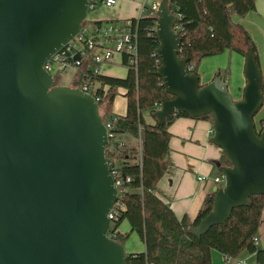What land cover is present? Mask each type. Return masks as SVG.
Wrapping results in <instances>:
<instances>
[{"label":"water","instance_id":"obj_1","mask_svg":"<svg viewBox=\"0 0 264 264\" xmlns=\"http://www.w3.org/2000/svg\"><path fill=\"white\" fill-rule=\"evenodd\" d=\"M88 8L89 0H0V264H128L126 247L109 235L118 189L100 103L80 88L82 74L58 85L44 68L80 32ZM177 23L170 0H161L157 75L171 98L153 116L162 125L178 111L211 115L210 142L231 163L221 168L213 209L190 228L200 238L264 195V127L255 123L263 74L252 46L241 98L220 73L201 84L179 56Z\"/></svg>","mask_w":264,"mask_h":264},{"label":"trees","instance_id":"obj_2","mask_svg":"<svg viewBox=\"0 0 264 264\" xmlns=\"http://www.w3.org/2000/svg\"><path fill=\"white\" fill-rule=\"evenodd\" d=\"M256 1L170 0L171 11L178 16L176 31L182 36L179 56L194 64L192 72L198 73V63L204 57L227 50L245 57L252 46L259 64L254 40L245 25L237 20L253 12ZM131 20L137 29V63L130 65L129 56H123L126 76H108L93 69L84 71V77L92 83L109 87L108 95L100 101V111L103 108L102 118L110 125L115 139L110 140L105 156L110 171L116 168L119 177L130 178L129 182L124 181L127 190L114 206L115 219L110 229V232L117 230L127 221L130 232L123 235L115 231L112 237L124 244L134 232L144 242L143 251L128 252V264H210L213 251L231 258L238 257L243 251L256 253L258 264H264V251L254 240L262 221L264 195L252 196L249 205L235 208L225 224L212 226L200 238L194 236L190 228L197 227L213 209L216 191L206 196L193 220L188 216L179 218L170 204L157 195L158 182L169 165L166 160L170 149L169 127L176 119L190 116L178 111L168 116L162 125L145 121L143 113L153 115L161 102L170 99L171 95L157 75L160 62L155 54L159 46L155 35L156 18L144 14ZM116 21L120 20L92 22L100 25ZM217 73L222 74L221 70ZM53 77L59 84L60 75ZM120 88L124 89L122 95L127 100L125 114H116L111 108ZM262 91L264 94V83ZM258 114L255 123L261 130L264 115L257 118ZM203 118L213 123L211 115ZM229 165L230 161L222 152L215 161L218 176L222 175L221 168Z\"/></svg>","mask_w":264,"mask_h":264},{"label":"crops","instance_id":"obj_3","mask_svg":"<svg viewBox=\"0 0 264 264\" xmlns=\"http://www.w3.org/2000/svg\"><path fill=\"white\" fill-rule=\"evenodd\" d=\"M143 1L144 0H116L113 6L101 4L100 7L98 6L99 9L92 21H124L131 18H138L140 16ZM146 1L148 4H159L161 0ZM237 20L243 25L249 23L257 27L258 30L263 33L262 36L264 37V0H257L256 9L245 17H240V19L238 17ZM254 43L257 48L264 83V45L262 46L258 40H255ZM230 53L231 57H234L232 56L234 52L230 51ZM120 60L121 59L118 58L115 61L120 62ZM115 61L109 62L108 64L115 63ZM240 64H242L240 71L241 76H239L236 84H238L241 91L244 88H242V86L246 84L245 78L243 80L244 60L243 62L240 61ZM103 67L105 68L104 70H108V66L105 63L100 66V73L113 77L121 76L114 73H103V71H101ZM72 69V78L74 82L77 79L79 71L75 68ZM230 74L231 73L228 72V78H230ZM225 79L228 82L227 78ZM125 101V107L119 106L113 109V106H111L112 111L116 114H125L127 110L126 98ZM150 117L155 121L153 119L150 121V119L144 118L145 121L147 123H155L156 119L152 114ZM169 132L171 133L170 149L166 157L169 165L164 176L158 182L156 193L165 202L170 204L179 218L188 216L193 220L201 209L206 196L218 187V184L214 181V178L218 176L215 168V161L221 157L222 150L210 142V138L213 135V123L210 120L204 118L180 117L170 125ZM118 231L123 234L130 232L129 223L124 221L118 228ZM257 238L258 248L264 251V210ZM124 246L128 252L143 251L145 249L144 242L134 232L130 233ZM226 258L227 257L222 254L221 256L214 254L213 251L210 264H224L223 262H225V264H231L232 260L233 262L236 261V264L240 262H243V264H258L256 253H250L248 251H243L238 257L235 259L232 258L229 262H227Z\"/></svg>","mask_w":264,"mask_h":264},{"label":"built area","instance_id":"obj_4","mask_svg":"<svg viewBox=\"0 0 264 264\" xmlns=\"http://www.w3.org/2000/svg\"><path fill=\"white\" fill-rule=\"evenodd\" d=\"M100 3L105 6H113L116 3V0H89L88 11L96 9ZM157 9V3L148 4L147 1L144 0L140 16L137 19L144 14L156 18ZM120 22L121 21L108 22L100 25L92 22L91 27L88 26V23L84 22L80 32L69 43L64 45L55 55L50 57L45 62L44 68L53 76L60 75L61 72L69 68H75L79 71L76 80H78L80 74L83 76L80 88L93 95L100 103V101L108 95L109 87L107 85L101 86L98 83H92L89 78L84 77V71L93 69L94 72H100L101 65L113 62L118 58L121 59L120 62L123 64V56L125 55L129 56L130 65H135L137 63L136 25L131 19L124 20L122 23ZM187 68L189 72H192L194 70V64L188 63ZM54 72L56 74H54ZM101 88L103 89L102 91L100 90ZM106 126L108 130L109 144L110 140L115 139V135L110 131V125L106 124ZM110 172L114 177L119 198L127 190L124 186V181L129 182L130 178L119 177V172L116 168ZM214 181L218 184V186H221L224 181L223 175L216 176ZM109 218V235L112 237L113 232H118V229L110 232V229L113 226L112 223L115 219L114 208L109 214ZM254 240L255 243L258 244V238L256 237ZM226 259L227 262H229L232 258L227 257ZM239 264H243V262H240Z\"/></svg>","mask_w":264,"mask_h":264},{"label":"rangeland","instance_id":"obj_5","mask_svg":"<svg viewBox=\"0 0 264 264\" xmlns=\"http://www.w3.org/2000/svg\"><path fill=\"white\" fill-rule=\"evenodd\" d=\"M101 3L99 4L100 7ZM99 7H97V9L95 11L90 10L88 11V17H87V21H88V26L91 27L92 26V20L95 18L96 12L98 11ZM240 19V17H239ZM123 21H121L120 23H122ZM246 28L248 31H250L251 36L253 35V40H258L260 42V44L263 46L264 45V37L262 36V32L258 30L257 27L247 23L245 24ZM254 40V41H255ZM226 52V53H225ZM221 54L218 55H214V56H209V57H204L200 60V62L198 63V67H197V72L200 75V79H201V84H205L210 82L213 77L215 76V74L221 70L222 72V76L224 78H227L228 80V85H229V91L232 95V97L235 100H238L239 98H241L242 96V91H240V88L238 86V84H236V82L239 79L240 75V71H241V65L240 61L243 62V60L245 61V57H243L242 55L234 52L231 57V53L229 50L225 51ZM108 66V70H104L105 66L103 67V69L101 68V71H103V73H114L116 75H121L120 77H125L127 74V67L124 66L123 64H121V62L119 61H115V63H106ZM107 71V72H105ZM72 72L73 69L69 68L63 72L60 73V83L58 85H72L73 83V78H72ZM228 72H230V78H228L227 74ZM54 74H56L54 72ZM244 80V77H243ZM244 86H242L243 88ZM123 93V88H121L116 96L114 97L113 103H112V108L116 109L119 106L121 107H125L126 105V101H125V97L122 95ZM264 106V104H263ZM262 106V107H263ZM104 112L103 108L101 110V115ZM144 118H148L150 119V121L153 119H151V114L150 112H144L143 113ZM264 115V107L263 109H261L259 111V114L257 116V118H259L260 116ZM154 117V116H153ZM256 118V119H257ZM154 120V119H153ZM155 121V120H154ZM153 121V122H154ZM222 185H224V181L222 182ZM214 254H217L218 256H221V254L217 251H214ZM235 259V258H234ZM236 261L233 262L231 264H236ZM225 264V262H223ZM220 264V263H219Z\"/></svg>","mask_w":264,"mask_h":264}]
</instances>
